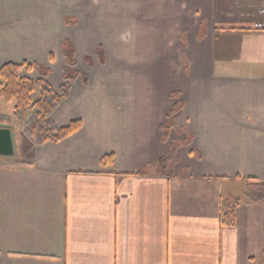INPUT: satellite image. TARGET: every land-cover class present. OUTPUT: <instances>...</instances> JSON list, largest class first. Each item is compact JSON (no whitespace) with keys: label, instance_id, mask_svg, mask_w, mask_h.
<instances>
[{"label":"crops","instance_id":"crops-1","mask_svg":"<svg viewBox=\"0 0 264 264\" xmlns=\"http://www.w3.org/2000/svg\"><path fill=\"white\" fill-rule=\"evenodd\" d=\"M260 10L264 0H0V67L44 66L57 90L70 40L87 77L51 113L55 127L79 119L76 132L24 148L26 160L0 156V264H264V199L245 196L264 184ZM172 93L183 105L169 141L188 143L168 174H138L166 151ZM13 114L0 99L11 133Z\"/></svg>","mask_w":264,"mask_h":264},{"label":"trees","instance_id":"trees-1","mask_svg":"<svg viewBox=\"0 0 264 264\" xmlns=\"http://www.w3.org/2000/svg\"><path fill=\"white\" fill-rule=\"evenodd\" d=\"M63 55L65 57L66 66L62 73V84L57 90H54L46 81L48 69L37 64H29L23 62L21 64L7 63L0 67V99L14 102V114L17 119L19 117L25 119L27 114L35 111L34 117L26 121V133L38 137V144L45 142H58L76 132L81 127L79 119L69 122L62 127H55L51 120L53 109L68 96L70 84L77 78L83 83L87 82V77L80 73L76 67L74 57V46L70 40H65L62 44ZM98 60L102 63L103 50L102 47L97 48L96 52ZM34 70L37 78L20 77V69ZM38 91V98L33 100L31 95L34 91ZM174 99L172 107L166 116V120L161 124V139L167 143L164 154L156 161L145 164L138 174H146L151 170H157L162 174H168L166 167L170 159L173 158L178 144H187L188 141H169L170 131L175 127L174 115L182 107V102L178 100V93L170 94ZM112 154L104 155L101 163L106 165L111 163ZM245 196L251 201H260L264 199V184H248L245 189ZM238 199L234 198L228 201L226 211L222 217V224L231 226L235 221V206ZM264 255V252H263Z\"/></svg>","mask_w":264,"mask_h":264},{"label":"rangeland","instance_id":"rangeland-1","mask_svg":"<svg viewBox=\"0 0 264 264\" xmlns=\"http://www.w3.org/2000/svg\"><path fill=\"white\" fill-rule=\"evenodd\" d=\"M33 100H36L38 98V93L31 95ZM35 111L27 114L25 119L19 117L16 119L15 128H13V142H14V153L11 157L8 158H19L26 160L29 158L28 152H25L24 148H28L31 146H35L38 144L36 142L35 135L31 136L28 133H26V121H29L34 117Z\"/></svg>","mask_w":264,"mask_h":264},{"label":"water","instance_id":"water-1","mask_svg":"<svg viewBox=\"0 0 264 264\" xmlns=\"http://www.w3.org/2000/svg\"><path fill=\"white\" fill-rule=\"evenodd\" d=\"M14 153V145L11 130L0 127V156L10 157Z\"/></svg>","mask_w":264,"mask_h":264},{"label":"built area","instance_id":"built-area-1","mask_svg":"<svg viewBox=\"0 0 264 264\" xmlns=\"http://www.w3.org/2000/svg\"><path fill=\"white\" fill-rule=\"evenodd\" d=\"M260 12L263 13L264 10H260ZM255 28H257V29H263L264 28V23H260V22L256 23L255 24Z\"/></svg>","mask_w":264,"mask_h":264}]
</instances>
